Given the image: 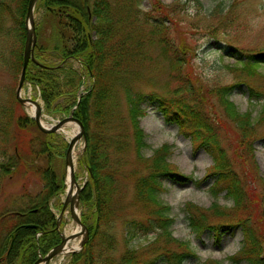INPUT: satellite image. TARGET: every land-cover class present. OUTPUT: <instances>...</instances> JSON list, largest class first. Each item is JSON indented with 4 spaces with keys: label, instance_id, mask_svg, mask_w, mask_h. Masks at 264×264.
Masks as SVG:
<instances>
[{
    "label": "trees",
    "instance_id": "16d2710c",
    "mask_svg": "<svg viewBox=\"0 0 264 264\" xmlns=\"http://www.w3.org/2000/svg\"><path fill=\"white\" fill-rule=\"evenodd\" d=\"M28 3L0 1V32L18 43L12 68L20 74ZM40 7L45 13L36 22L35 58L39 65L30 62L26 82L40 90L49 115L73 113L87 132V146L79 164L88 171L81 209L90 238L71 264H185L194 256L188 243L174 236L175 220L169 215L170 208L158 199L165 182L187 183L192 178L168 161L171 153L167 146L151 156L144 154L148 145L141 119L148 105L155 106L169 125H175L180 135L191 140L194 148L211 156L213 164L205 176L214 180L210 191L215 196L225 193L233 203L225 209L186 203L189 228L198 235L214 233L217 242L222 232L239 228L242 247L229 258L231 264H264V182L253 173L257 167L254 143L258 127L264 126V106L254 123L250 112H239L230 100L234 86L208 88L214 101L210 103L191 68L194 46L187 34L186 39L180 35L183 29L174 18V8L165 7L160 0H152L146 11L141 0H40ZM224 10L220 4L210 17L221 22ZM158 59L168 65L165 91L133 87L132 82L144 76L146 63ZM75 62L82 63L83 68H76ZM242 63L253 101L261 93L254 86V78L261 76L257 68L264 66V51L245 54ZM84 73L95 78L96 86L79 101ZM121 97L125 100L124 111L123 104L117 103ZM14 105L0 111L5 115L11 110L12 118H17L10 139L12 122L3 124L6 138L0 150V197L3 182L14 178L21 165L41 174L45 186L38 201L2 218L0 241L4 250L0 264H35L61 242L50 202L64 185L58 182L52 163L58 153L56 147L63 149L64 156L68 144L58 135L52 138L41 132L34 120L21 110L17 113ZM215 105L223 110V117L214 111ZM56 138L60 141L54 144ZM13 144L15 152L10 154ZM41 160L48 167H43ZM125 167L130 171L127 178L134 183L129 207L141 213L125 222L126 234L131 239L152 234L154 240L146 248L127 249L116 256V244L108 231L123 212L117 205L124 190L120 180Z\"/></svg>",
    "mask_w": 264,
    "mask_h": 264
},
{
    "label": "rangeland",
    "instance_id": "374dc122",
    "mask_svg": "<svg viewBox=\"0 0 264 264\" xmlns=\"http://www.w3.org/2000/svg\"><path fill=\"white\" fill-rule=\"evenodd\" d=\"M160 2L165 7L174 8V18L179 27L184 30L179 31L180 35L186 39L187 34L189 42L194 46L191 68H193L198 81L206 89L203 93L207 99H211L210 103H214V101L208 92V88L234 86L230 100L234 102L239 112H250L253 122L256 123L264 106V95L261 94L264 92V66L257 68L261 76L254 78L257 80L254 86L261 93L255 95L254 100L251 101V93L247 84L249 80L243 74L244 64L242 61L247 53L264 51V0H160ZM151 4L152 0H141L142 9L145 11L150 9ZM220 4L225 10L221 15V22H217L218 20L211 18L210 14ZM44 13V8H37L35 12L36 22L41 20ZM17 46L18 43L14 37H7L0 32V111L3 108H12V103H14L17 113L21 110L31 117L29 108L22 106L16 99L21 74L12 68V64L14 63L13 52ZM152 55L155 56V53ZM64 64L62 63L61 66ZM146 64L147 66L143 67L144 76L133 81V87H142L145 91L164 92L168 81L167 63L163 59H158L152 64L149 62ZM75 67L83 68L78 62H75ZM82 81L80 93L83 95L91 83H93L92 88L95 89L96 80L94 77L84 73ZM23 98H31L40 103L43 108L44 120L49 126L67 117L49 115L44 110L45 105L40 97V90L32 87L29 83L24 85ZM117 103L123 104L121 110L126 109L123 97ZM145 111V116L141 119V127L146 134L148 148L144 150V154L151 156L156 150L167 146L171 153L168 161L177 167L181 174L192 178L187 183L167 181L164 183L165 190L158 195L159 202L170 208L169 215L175 220L174 236L179 241L188 243L194 253V256L189 257L185 264H209L213 261L219 264H231L229 258L237 253L242 246L243 235L241 230L232 228L227 233L222 232L220 241L217 242L214 233L205 232L198 235L193 232L188 226L185 212V205L189 202L205 209H209L213 205L222 209L233 207L232 201L226 197L225 193L215 196L210 191L214 180L205 179L209 167L213 164V159L205 150L194 148L191 140L180 135L175 125H169L155 106L148 105ZM214 111H218L220 116H224L223 110L217 108L216 105ZM11 115V110H8L5 115H0V150H2L1 143L6 138L3 124L8 125L9 122H12L13 128H9V139L12 138L13 132L17 128L15 127L17 118H12ZM72 130V126L66 127L58 136L65 141H70L72 136L67 135L66 131L71 134ZM258 133V138L254 143L257 167L255 166L253 173L257 180L261 179L264 182V126L258 127ZM51 137L53 138V135ZM60 138H56L54 144L59 143ZM85 147V141L82 139L78 143L77 152L79 154L74 159L76 173L83 189L88 182V171L81 168L79 160L85 151ZM56 148L58 153L53 156V171L59 179L58 182L63 181L64 188L51 200L50 205L53 213L58 217L60 206L67 196L68 176L65 155H61L64 154L63 149L58 146ZM9 152L14 154V144ZM39 163L43 167H48L45 160H41ZM129 172V169L125 167L120 180L124 190L117 206H121L123 212L113 221L108 231L116 244V256L127 249L140 250L146 248L154 240L152 234L141 239H131L126 234L125 222L133 216L141 215L138 209L129 207L134 196V183L127 178ZM44 186L45 182L42 175L34 174L31 169L27 171L24 165L19 166L14 178L10 177L5 183L3 182L2 196L0 197V233L2 218L8 216L10 212L26 209L33 200L38 201ZM79 213L83 216L80 207ZM64 218L60 223V230H58L60 237L62 233H70L75 227L70 216ZM80 238L82 242L84 236ZM78 242L77 240L74 243L78 244ZM1 250H4V246L0 241V254ZM72 259L73 257L69 255L61 264H71Z\"/></svg>",
    "mask_w": 264,
    "mask_h": 264
},
{
    "label": "water",
    "instance_id": "95a60500",
    "mask_svg": "<svg viewBox=\"0 0 264 264\" xmlns=\"http://www.w3.org/2000/svg\"><path fill=\"white\" fill-rule=\"evenodd\" d=\"M38 1L39 0H29V4H28L27 19H26L27 32H26V43H25V49H24V64L22 68L19 86H18L17 93H16L17 100L22 106H26L27 104H34L37 107L38 112H37V115L33 117V119L36 121L38 128L43 133H46V134L60 133L64 130V128L69 123H76L79 126V133L76 136H74L72 140L68 143L69 148L66 152L65 160H66L67 173L68 171L70 172L69 174L70 188H68L67 190V197H66L65 202L63 203V208L58 218L57 229H59L60 223L64 217V214L67 208L70 207L72 219L74 223H76L77 225L81 227V231L76 234H72L69 237H64V235L61 234V238H62L61 243L58 246L54 247L47 256L40 257L36 263V264H39L41 261H45L47 264H50V262L53 259H55L60 253H62V251L65 250L68 244L72 242L73 240L77 239L78 237L84 236V239L81 242V246L79 250L73 252L72 255L80 253L83 250L85 243L89 239V231L87 227L83 224L80 213H77L75 211V208L80 207V195L83 190V187L80 186L79 181L76 178V168H75L74 158L72 154L73 149L78 145V143L82 139L85 141V144H86L87 133L81 121L77 119L76 117H74L73 115L59 121L56 125H53L51 128L45 127L41 123L43 114H42V106L40 105V103L37 100H33L31 98L24 99L22 97V89L26 82V73H27L29 63L30 61L37 63L35 59V49L37 46L38 38H37V33H36L35 9H36ZM73 187H76V193H74L73 197L71 198L70 196H71V191Z\"/></svg>",
    "mask_w": 264,
    "mask_h": 264
},
{
    "label": "bare ground",
    "instance_id": "6f19581e",
    "mask_svg": "<svg viewBox=\"0 0 264 264\" xmlns=\"http://www.w3.org/2000/svg\"><path fill=\"white\" fill-rule=\"evenodd\" d=\"M26 28H27V26H26ZM36 59V58H35ZM37 61V60H36ZM30 62H33V61H30ZM34 63V62H33ZM37 65H39V62L37 61V63H36ZM78 64H80V66H82L83 67V64L82 63H79L78 62ZM27 83V82H26ZM25 83V84H26ZM85 83H86V81H85ZM85 83H84V85H85ZM24 84V85H25ZM87 84V83H86ZM92 86H93V83H91V85L90 86H88V89H87V91L85 92V95H87L88 93H90V92H92L93 91V89H92ZM24 88V87H23ZM17 93V92H16ZM16 97H17V95H16ZM22 97H23V89H22ZM24 99H27V98H24ZM28 108H29V111H30V113H31V115L32 116H36L37 115V112H38V109H37V107L34 105V104H27L26 105ZM35 123H36V121H34ZM41 123L44 125V126H46V127H50L48 124H46V122H45V120H44V117H42V119H41ZM36 126H37V123H36ZM69 126H72L73 127V130H72V132H71V134H73V135H71L68 131H66V134L67 135H69V136H72V138L74 137V136H76L78 133H79V126L76 124V123H70V124H68L66 127H69ZM65 127V128H66ZM77 148H78V145L73 149V152H72V154H73V158L75 159L76 158V156L79 154L78 152H77ZM69 174H70V172L68 171V177H67V184H68V188H69V186H70V178H69ZM74 193H76V187H73L72 188V191H71V198L73 197V194ZM75 211L77 212V213H79V210H78V208H75ZM65 216H66V218H68V216H70L71 217V212H70V210H67L66 211V213H65ZM63 219H65V218H63ZM63 221V220H62ZM73 222V221H72ZM73 224H75L74 222H73ZM29 227H32L31 225L29 226ZM80 230H81V227L79 226V225H77V224H75V227H74V229L70 232V233H62L63 235H64V237H69L70 235H72V234H76V233H78V232H80ZM42 234L40 233L38 236H41ZM79 241L78 242V244H76V243H74L75 241ZM58 246V245H57ZM80 246H81V238L80 237H78L77 239H75V240H73L67 247H66V249L65 250H63L62 251V253H60L55 259H53L51 262H50V264H58V263H63V262H65V260H66V258L70 255V254H72L73 252H75V251H77L79 248H80ZM52 250V249H51ZM50 250V251H51ZM49 251V252H50ZM49 252L45 255V256H47L48 254H49ZM39 260V259H38ZM37 263V262H36ZM35 263V264H36ZM39 264H47L45 261H41Z\"/></svg>",
    "mask_w": 264,
    "mask_h": 264
}]
</instances>
